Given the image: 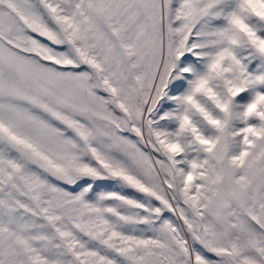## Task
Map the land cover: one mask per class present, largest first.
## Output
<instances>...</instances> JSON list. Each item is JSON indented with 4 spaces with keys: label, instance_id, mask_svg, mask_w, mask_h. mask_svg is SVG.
<instances>
[{
    "label": "snow or ice",
    "instance_id": "1",
    "mask_svg": "<svg viewBox=\"0 0 264 264\" xmlns=\"http://www.w3.org/2000/svg\"><path fill=\"white\" fill-rule=\"evenodd\" d=\"M0 264H264V0H0Z\"/></svg>",
    "mask_w": 264,
    "mask_h": 264
}]
</instances>
